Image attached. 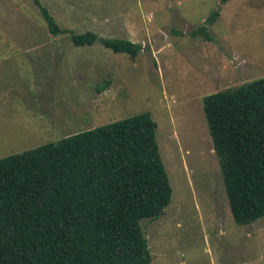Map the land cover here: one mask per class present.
Returning a JSON list of instances; mask_svg holds the SVG:
<instances>
[{"label":"rangeland","instance_id":"obj_1","mask_svg":"<svg viewBox=\"0 0 264 264\" xmlns=\"http://www.w3.org/2000/svg\"><path fill=\"white\" fill-rule=\"evenodd\" d=\"M38 1L66 32L35 0H0V158L151 112L173 189L163 215L141 220L153 264H264V217L235 222L203 110L208 94L264 77V0ZM219 8L212 40L191 35ZM88 30L142 49L75 46Z\"/></svg>","mask_w":264,"mask_h":264},{"label":"trees","instance_id":"obj_2","mask_svg":"<svg viewBox=\"0 0 264 264\" xmlns=\"http://www.w3.org/2000/svg\"><path fill=\"white\" fill-rule=\"evenodd\" d=\"M35 1L51 33L66 32ZM220 14L191 35L212 40ZM71 40L133 58L142 49L92 30ZM203 110L234 220L253 223L264 217V77L208 94ZM157 128L142 112L0 158V264H153L141 220L159 218L173 197Z\"/></svg>","mask_w":264,"mask_h":264},{"label":"flooded vegetation","instance_id":"obj_3","mask_svg":"<svg viewBox=\"0 0 264 264\" xmlns=\"http://www.w3.org/2000/svg\"><path fill=\"white\" fill-rule=\"evenodd\" d=\"M53 123H54V127H55V128H57V127H56V125H55V124H56V122H55V121H53Z\"/></svg>","mask_w":264,"mask_h":264},{"label":"crops","instance_id":"obj_4","mask_svg":"<svg viewBox=\"0 0 264 264\" xmlns=\"http://www.w3.org/2000/svg\"><path fill=\"white\" fill-rule=\"evenodd\" d=\"M52 125H53V121H52Z\"/></svg>","mask_w":264,"mask_h":264}]
</instances>
